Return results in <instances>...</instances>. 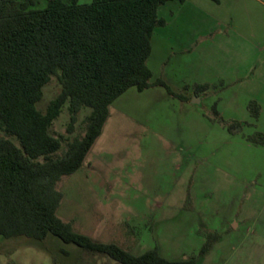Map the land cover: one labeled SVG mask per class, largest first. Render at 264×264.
<instances>
[{
	"label": "trees",
	"instance_id": "16d2710c",
	"mask_svg": "<svg viewBox=\"0 0 264 264\" xmlns=\"http://www.w3.org/2000/svg\"><path fill=\"white\" fill-rule=\"evenodd\" d=\"M186 0H49L44 9H30L33 0H0V234L6 239L26 237L43 242L54 236L90 254H103L119 264H197L170 260L157 248L134 254L115 243H103L78 233L58 216L63 194L58 184L72 176L101 136L110 106L131 88L143 92L160 86L175 94L162 80L152 82L148 60L154 31L164 27L159 9ZM57 77L61 93L47 107L37 105L43 88ZM198 89L205 91L208 86ZM69 103L68 133L78 116L91 109L86 132L67 142L51 133L53 122ZM248 109L255 120L257 103ZM214 114L218 115L214 109ZM222 121V120H221ZM231 133L243 124H226ZM17 140L18 145L14 142ZM247 141L263 146L264 134ZM212 245L208 241L200 255ZM67 253V252H66Z\"/></svg>",
	"mask_w": 264,
	"mask_h": 264
},
{
	"label": "rangeland",
	"instance_id": "374dc122",
	"mask_svg": "<svg viewBox=\"0 0 264 264\" xmlns=\"http://www.w3.org/2000/svg\"><path fill=\"white\" fill-rule=\"evenodd\" d=\"M33 1L30 9L38 10L44 9L49 0ZM61 90L59 79L52 77L43 88L38 109L46 112ZM124 98L119 104L130 103ZM90 113L91 109H83L74 131L68 133L69 103L63 106L51 126L52 135L65 138L59 155L67 150V142L85 135ZM122 114L113 110L112 119H126ZM208 117L215 122L213 113H208ZM130 129L131 139L127 143L118 141L111 148L116 156L114 168L127 178L128 190L108 183L112 172L101 165H96L95 170L85 167L58 184L63 193L58 216L71 223L78 233L95 241L118 244L137 255L157 248L170 260L196 257L197 264H264V145L241 139L230 141L208 124L192 128L183 142L157 137L151 149V133L144 126ZM180 130L177 127L173 133L178 135ZM257 131L256 128L253 133ZM115 132H111L112 139L116 138ZM177 156L190 157L189 174L177 164ZM187 183L191 185L190 197H184L180 205L179 188ZM225 221H229L226 226ZM224 226L228 232H223ZM208 241L212 247L201 256ZM238 241L251 245L244 252L240 246L238 252ZM41 244L47 248V264H119L106 255L86 253L54 236ZM242 253H249L252 260L243 263Z\"/></svg>",
	"mask_w": 264,
	"mask_h": 264
},
{
	"label": "crops",
	"instance_id": "0c3cea01",
	"mask_svg": "<svg viewBox=\"0 0 264 264\" xmlns=\"http://www.w3.org/2000/svg\"><path fill=\"white\" fill-rule=\"evenodd\" d=\"M159 17L166 25L157 28L152 39L148 60L152 82L164 81L184 99L172 96L160 86L143 92L136 88L128 90L110 106L103 132L81 168L95 170L96 165H101L112 172L108 183L122 185L118 188L123 190H128V180L114 168L116 156L111 148L118 141L127 143L131 139L130 128L144 126L151 133V149L157 137L183 142L192 128L208 124L230 141H247L256 128L264 134V0H186L183 4L172 1L159 9ZM202 86L208 89H198ZM133 89L137 91L134 94ZM124 97L130 103L119 104ZM252 102L260 107L257 120L248 109ZM113 110L122 111L126 119L113 120ZM208 113L215 115L214 123ZM232 122L242 123L241 131L229 132L226 124ZM177 127L181 130L175 135ZM113 130L116 138L112 139ZM177 159V164L189 174L190 157ZM150 163L154 164L152 154ZM190 190V183L179 188L180 205L184 197H190ZM228 223L225 221V226ZM225 226L223 232H228ZM41 243L26 237L6 239L0 234V264H47V248ZM250 245L238 241L235 249L239 252L241 246L244 252ZM241 255L243 263L252 260L249 253Z\"/></svg>",
	"mask_w": 264,
	"mask_h": 264
},
{
	"label": "water",
	"instance_id": "95a60500",
	"mask_svg": "<svg viewBox=\"0 0 264 264\" xmlns=\"http://www.w3.org/2000/svg\"><path fill=\"white\" fill-rule=\"evenodd\" d=\"M199 101V100H198Z\"/></svg>",
	"mask_w": 264,
	"mask_h": 264
}]
</instances>
